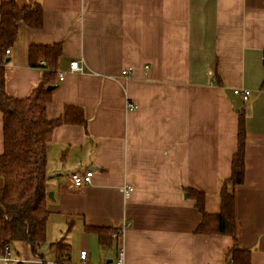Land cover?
<instances>
[{"label":"crops","instance_id":"obj_1","mask_svg":"<svg viewBox=\"0 0 264 264\" xmlns=\"http://www.w3.org/2000/svg\"><path fill=\"white\" fill-rule=\"evenodd\" d=\"M12 1L38 2L43 24H19L5 92L28 97L43 74L29 66V46L60 43L45 116L57 119L71 105L87 123L86 133L57 127L48 143L46 239L64 237L71 263L85 251L88 264H112L84 227L113 228L124 264H222L224 239L195 233L201 215L185 191L203 193L205 212H219L245 111L244 182L234 189L238 245L250 264H264V0ZM72 61L81 73L69 72ZM87 171L91 183L74 187L70 175ZM124 187L132 189L127 197ZM12 256L40 264L23 246Z\"/></svg>","mask_w":264,"mask_h":264},{"label":"trees","instance_id":"obj_2","mask_svg":"<svg viewBox=\"0 0 264 264\" xmlns=\"http://www.w3.org/2000/svg\"><path fill=\"white\" fill-rule=\"evenodd\" d=\"M28 29H40L43 24L42 8L38 2L18 6L14 1L0 3V115L2 118V145L0 153V253L5 247L28 249V256L40 264H47L40 253L46 241L49 212L46 208L48 191L46 152L53 131L61 125H79L86 131V119L81 108L67 105L62 115L48 120L45 110L52 98L49 86H55L61 44L30 45L28 64L43 71L40 83L26 98L18 99L5 92L7 56L18 36L19 24ZM264 68V53L262 58ZM264 87V82H263ZM246 112L238 114L236 150L231 158L230 177L222 182L220 209L209 214L204 209V194L186 190L201 215L196 234H217L224 241L222 264H250V252L238 245V222L235 215L234 189L244 182V154L246 146ZM68 222L67 231L71 229ZM84 230L96 235L102 249L112 246L117 229L85 226ZM118 236H116V239ZM54 264H71L70 245L61 238L49 244ZM19 255V253H18Z\"/></svg>","mask_w":264,"mask_h":264},{"label":"built area","instance_id":"obj_3","mask_svg":"<svg viewBox=\"0 0 264 264\" xmlns=\"http://www.w3.org/2000/svg\"><path fill=\"white\" fill-rule=\"evenodd\" d=\"M9 50L5 51V55L8 56ZM83 71L82 66L78 61H72L69 63V72L71 73H81ZM128 73L126 71L122 72V75H127ZM64 77V73L58 74V81H62ZM262 93H264V88L261 90ZM233 95L238 96L241 98L242 101H247L250 98V91L246 89H235L232 91ZM129 109H132V106L128 107ZM92 178V172L87 171L85 173H72L70 175V179L72 181V184L76 188H80L86 185H89L91 183ZM124 196L127 197L129 193L132 191L130 187H124L122 189ZM120 230H117L116 235L113 237L116 239V236H120ZM79 264H88V254L85 251H80L78 255ZM0 262L2 264H18L19 260L15 259L12 256V250L7 246L4 248V250L0 253ZM114 264H124L123 263V252L122 250H119L116 255V260Z\"/></svg>","mask_w":264,"mask_h":264},{"label":"rangeland","instance_id":"obj_4","mask_svg":"<svg viewBox=\"0 0 264 264\" xmlns=\"http://www.w3.org/2000/svg\"><path fill=\"white\" fill-rule=\"evenodd\" d=\"M59 228H60V225H59ZM65 234H67V232ZM53 235H54V233H53ZM51 243H52L51 241L46 239L45 243L40 248V253L43 255V259L46 261L47 264H54V256L49 250V244H51ZM97 249H98V253H100V255L105 256L107 254L108 257H109L108 260H112V264L115 263V260H116V253L115 252L116 251H115V246L114 245H112L111 247H109L107 249H104V250H102L100 248H97ZM26 257H30V256H26ZM72 262L73 263H71V264H79L78 254L77 253L73 254ZM22 264H24V263H22Z\"/></svg>","mask_w":264,"mask_h":264},{"label":"water","instance_id":"obj_5","mask_svg":"<svg viewBox=\"0 0 264 264\" xmlns=\"http://www.w3.org/2000/svg\"><path fill=\"white\" fill-rule=\"evenodd\" d=\"M9 59L7 58L5 60L6 63H8ZM55 89V86H49L46 88L47 91H53ZM48 198L51 199L52 198V194L48 193ZM106 264H110V261H108Z\"/></svg>","mask_w":264,"mask_h":264}]
</instances>
